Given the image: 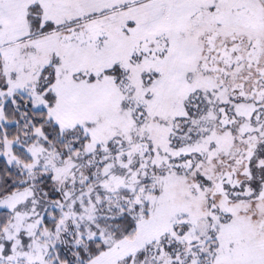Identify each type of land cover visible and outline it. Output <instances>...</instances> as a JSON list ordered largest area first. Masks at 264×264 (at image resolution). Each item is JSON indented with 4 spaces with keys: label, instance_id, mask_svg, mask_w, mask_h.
<instances>
[{
    "label": "snow or ice",
    "instance_id": "1",
    "mask_svg": "<svg viewBox=\"0 0 264 264\" xmlns=\"http://www.w3.org/2000/svg\"><path fill=\"white\" fill-rule=\"evenodd\" d=\"M0 264H264V0H0Z\"/></svg>",
    "mask_w": 264,
    "mask_h": 264
}]
</instances>
